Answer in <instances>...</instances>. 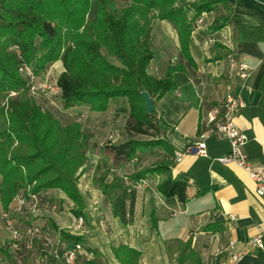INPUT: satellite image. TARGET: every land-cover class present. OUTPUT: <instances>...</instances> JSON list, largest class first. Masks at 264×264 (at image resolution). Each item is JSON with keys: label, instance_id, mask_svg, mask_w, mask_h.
I'll return each mask as SVG.
<instances>
[{"label": "trees", "instance_id": "1", "mask_svg": "<svg viewBox=\"0 0 264 264\" xmlns=\"http://www.w3.org/2000/svg\"><path fill=\"white\" fill-rule=\"evenodd\" d=\"M232 2L227 0H0V207L6 210L19 193L57 191L75 208L85 207L77 181L86 165L89 134L75 119L65 125L52 109L45 108L29 92L26 79L18 72L29 65L41 75L56 61L63 71L57 76L54 95L60 112L72 115L77 106L90 112H105L112 101H124L127 111L124 129L128 138L110 144L112 160L108 170L94 179L110 203V213L122 224L132 221L134 196L131 185L157 175V192L185 203L186 179L173 176L174 150L164 138L154 136L166 125L156 110L147 112L140 91L155 103L176 89L173 73L185 71L191 63L189 42L194 20L201 13L213 15L209 31L222 29L228 21ZM154 20L167 21L176 31L183 60L169 66L156 78L147 69L153 57L150 33ZM184 61V63H183ZM14 93V95H10ZM123 106L120 107L121 110ZM84 113V112H81ZM72 115V117H73ZM135 135L150 136L143 140ZM158 147L165 156L127 175H113L140 152ZM152 228L156 218L151 214ZM216 224H208L212 230ZM57 228L56 226H54ZM61 240L84 243L82 236L60 231ZM177 264H200L191 242L176 241ZM120 264H138L140 252L125 245L111 246ZM80 259L81 264H103L101 255ZM78 262V263H79Z\"/></svg>", "mask_w": 264, "mask_h": 264}, {"label": "crops", "instance_id": "2", "mask_svg": "<svg viewBox=\"0 0 264 264\" xmlns=\"http://www.w3.org/2000/svg\"><path fill=\"white\" fill-rule=\"evenodd\" d=\"M221 12L219 7L212 16ZM160 21L161 46L171 47L173 51L157 65L151 67L150 61L147 71L156 78L162 77L169 66L183 60L175 29L167 21ZM223 28L224 41L207 45L206 38L219 35L217 31L192 29L188 50L191 63L183 61L186 70L173 73L176 89L155 103L174 150L172 174L187 180L188 200L182 203L176 197H162L156 190L159 177L149 175L144 182L131 185L133 217L130 223L122 224L111 215L110 203L104 197L108 215L94 220L88 218V232L82 236L85 247L99 252L103 264H120L110 250L111 246L119 245L137 249L140 252L138 264H177L173 244L187 240L200 264H264V200L256 196L255 185L246 172L235 164L223 165L217 161L228 153V140L211 134L204 138L206 156L186 151L208 130L207 113L221 106L228 78L227 56L234 54L250 67L246 79H233L234 91L244 102L234 116V123L248 138L243 147L247 158L264 168V0H233ZM173 58L176 61L173 62ZM56 65L63 71L60 61ZM151 68L155 74L150 72ZM124 167L112 168L106 180L113 175H123ZM100 195L103 196L101 192ZM151 214L156 218L155 229ZM99 217L104 218L106 233L96 223ZM208 224L216 225L206 230ZM258 234L262 247L252 243ZM4 237L0 231V245ZM229 240L236 241L245 250L244 256L235 263L229 261L226 252L217 254L218 248ZM7 261L8 255L0 246V264Z\"/></svg>", "mask_w": 264, "mask_h": 264}, {"label": "built area", "instance_id": "3", "mask_svg": "<svg viewBox=\"0 0 264 264\" xmlns=\"http://www.w3.org/2000/svg\"><path fill=\"white\" fill-rule=\"evenodd\" d=\"M212 15L201 13L194 20L193 30L207 29ZM219 35H209L205 44H216L224 41V28L217 31ZM227 81L224 85V95L220 107H214L207 113L208 130L200 134L199 140L186 148V151L199 156H206L204 138L214 134L225 137L229 142V151L217 159L220 164H235L246 172L255 185V194L264 200V168L252 164L244 152L247 136L234 123L235 114L244 106V102L234 91L233 79H246L250 67L236 59L234 54H228ZM176 61V58H173ZM26 79L29 92L36 96H46L58 93L57 77H51L49 72L37 75L27 64H21L19 71ZM10 95H14L11 93ZM84 113L77 116L79 121ZM111 134L109 137L111 138ZM141 182H144L142 180ZM264 202V201H262ZM65 195L49 192H30L17 194L6 210L0 211V231L5 235L1 247L8 255L6 264H78L80 259L92 258L84 243L69 244L60 237V231L73 236H84L88 232L86 214L75 215ZM65 222L54 229L53 222ZM97 225L106 233L105 221L101 218ZM260 234L253 238L252 243L262 247ZM226 252L229 261L235 263L245 254V250L236 241L229 240L226 245L218 248L217 254Z\"/></svg>", "mask_w": 264, "mask_h": 264}, {"label": "rangeland", "instance_id": "4", "mask_svg": "<svg viewBox=\"0 0 264 264\" xmlns=\"http://www.w3.org/2000/svg\"><path fill=\"white\" fill-rule=\"evenodd\" d=\"M161 21L155 20L152 29V42H150V49L152 51L153 57L151 59V67L158 62L163 60V57H169L172 53V48L168 46H161L159 40V28L161 27ZM164 44V43H163ZM164 48V49H163ZM57 62V61H56ZM56 62L51 64L46 73L49 72L50 78L57 77L60 72V65H56ZM174 62V61H173ZM177 63V62H176ZM152 74H155L153 68L150 69ZM37 102L41 103L43 107L52 109L56 114V117L59 118L62 125H65L75 119L74 113L80 114L84 112V117L79 120L81 127L84 132L89 134L88 146H87V161L86 165L83 168L82 172L79 175L77 186L80 192V195L83 197L85 202L84 213L86 214V226L89 227V220H94L98 216L108 215V210L105 206V198L100 195L99 189L94 183V179L103 175L105 171L110 167L112 160V152L109 149L110 144H118L128 138V135L125 132L124 125L126 121L127 111L124 107L126 106L124 101H112L109 105V108L102 113H91L84 106H77L72 109V115H67L63 112H60V106L57 98L53 94H48L43 97L34 98ZM122 107L123 110L120 109ZM117 109V110H116ZM119 109V111H118ZM96 113V114H95ZM156 118L160 117L159 111H156ZM163 130V128H162ZM161 129L154 133V136L164 138L167 140V128L162 131ZM113 135L111 138L110 135ZM136 139H145L150 138V136L145 135H135L133 136ZM168 141V140H167ZM165 156L164 151L158 147L146 150L145 152H140L137 154V157L132 161L124 165L122 170L123 175L130 174L138 168L149 166L154 162L161 160ZM53 194L57 195V191H52ZM70 207L75 208L74 204L71 203ZM97 207V208H96ZM97 209V212L94 211ZM0 207V211H1ZM101 217V218H102ZM99 217V219H101ZM104 220V218H102ZM54 226H61L65 224L60 220L53 223ZM55 229V227H54Z\"/></svg>", "mask_w": 264, "mask_h": 264}, {"label": "water", "instance_id": "5", "mask_svg": "<svg viewBox=\"0 0 264 264\" xmlns=\"http://www.w3.org/2000/svg\"><path fill=\"white\" fill-rule=\"evenodd\" d=\"M227 1L232 2L233 0H227ZM140 95L144 99V106H145L147 112H149V113L153 112L155 110V106H154L152 98L144 90L140 91Z\"/></svg>", "mask_w": 264, "mask_h": 264}]
</instances>
